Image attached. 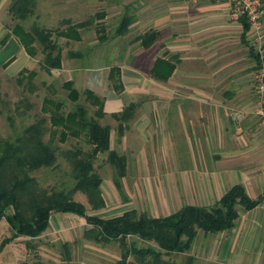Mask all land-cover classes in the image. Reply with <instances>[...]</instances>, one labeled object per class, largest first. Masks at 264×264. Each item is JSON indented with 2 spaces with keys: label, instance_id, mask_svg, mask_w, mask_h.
Listing matches in <instances>:
<instances>
[{
  "label": "crops",
  "instance_id": "crops-1",
  "mask_svg": "<svg viewBox=\"0 0 264 264\" xmlns=\"http://www.w3.org/2000/svg\"><path fill=\"white\" fill-rule=\"evenodd\" d=\"M11 1L0 0V55L11 51L5 59L0 56V67L10 68L20 59L22 63L12 73L18 74L34 55L24 49L13 32L15 24H23L10 14ZM54 1L83 5L82 0ZM229 6L222 0L124 1L123 8L130 9L133 16L128 32L122 36L131 39L125 53L128 46L139 45L133 52L132 64L95 69L66 67L65 80L101 98L104 116H110L112 121L104 124L110 127V149L125 157L127 174L134 172L135 195H124L126 207L122 212L96 216L110 218L136 209L162 218L186 205L212 206L237 184L251 199L264 195V126L255 116L250 82L254 51L248 30L243 34L241 20L229 19ZM46 18L34 11L31 24ZM75 22L78 20L72 23ZM147 31L156 36L145 48L140 37ZM79 55L69 52L71 60ZM61 56V68L55 71L64 68L62 51ZM157 60L163 63L156 64V74L165 78L152 73ZM111 67L118 71L113 74ZM131 103V118L124 121L112 117V113ZM232 113H241V119L235 120ZM100 177L108 204L104 189L108 183ZM125 178L126 174L122 179ZM111 186L116 189L113 177ZM137 195L141 210L136 205L128 206ZM237 210L234 225L226 230L212 233L197 229L189 248L198 253L192 255L197 257L193 264H264V199L251 209L237 205ZM2 222L9 227L2 219L0 228ZM8 236L9 232L5 235L1 229L0 243ZM20 237L2 246L0 264H26L23 254L36 246L30 245L31 238L26 236L23 237L28 241L16 243Z\"/></svg>",
  "mask_w": 264,
  "mask_h": 264
},
{
  "label": "trees",
  "instance_id": "trees-1",
  "mask_svg": "<svg viewBox=\"0 0 264 264\" xmlns=\"http://www.w3.org/2000/svg\"><path fill=\"white\" fill-rule=\"evenodd\" d=\"M37 1L12 0L9 6L10 14L15 19L25 20L34 15ZM105 16L103 10L94 15V18H99L95 22V29L100 40L105 39L106 27L103 21ZM94 18L75 23L65 19L62 21L66 24L64 29H49L39 25L37 21L26 29L17 23L13 27V32L27 52H34V43L40 45L44 55L41 68L50 72L52 69L61 68L62 64L61 49L53 36L79 40L80 30L92 24ZM240 20L245 34L249 28L248 22L244 17ZM132 21L133 16L125 11L115 28V35L124 36ZM155 36L156 33L153 31L145 32L140 37V44L148 48ZM254 57L256 58L255 53ZM158 63H163V60L155 62L152 73L159 78H165L166 75L156 74ZM111 71L114 74L118 68L111 67ZM35 75L36 72L23 68L15 80L21 84L24 79L30 81ZM62 87L67 91V98L75 103L73 110L64 112L61 101L44 97L41 106L43 115L24 126L14 137L0 139V220L5 219L10 227V236L1 241L0 249L19 236L31 239L40 236L49 227V219L53 213H71L84 218L86 224L90 226L84 232L86 239L103 244L118 243L120 257L114 264H193L192 255H187L182 262L177 263L163 259L162 254L186 252L195 238L197 229L212 233L226 230L234 225L238 216L237 205L251 209L264 199V195L256 199L249 198L244 187L237 184L212 206L186 205L162 218L148 216L136 209L126 210L121 215L110 218L87 214L85 206L73 196L78 191L82 192L92 210L105 207L101 191L102 179L94 167L97 156L106 153V162L115 170L113 183L122 196L124 194L121 179L126 174V159L110 149V127L89 117L85 106L77 103L81 95H84V99L96 107L94 115L102 118L105 112L101 98L90 89L78 91L71 80H65ZM3 103L0 100V114L3 111L1 108ZM29 107L26 99H20L12 112L23 115L25 112L22 109ZM133 108L134 105L131 103L122 111L112 113V117L126 121L133 116ZM44 114H48L47 117ZM6 118L12 125L14 119L10 110ZM69 137H83L91 146L89 151H83L78 146L60 150V154L70 165L72 186L43 187L33 172L41 168H55L58 144L65 142ZM132 237L154 242L158 250L152 245L139 246L136 240H130ZM129 257H132L133 261H129Z\"/></svg>",
  "mask_w": 264,
  "mask_h": 264
},
{
  "label": "rangeland",
  "instance_id": "rangeland-1",
  "mask_svg": "<svg viewBox=\"0 0 264 264\" xmlns=\"http://www.w3.org/2000/svg\"><path fill=\"white\" fill-rule=\"evenodd\" d=\"M85 1L86 0L81 1L83 3L81 7L77 5L57 3L54 0L40 1L39 9L35 10V13H40V15L47 17L45 21L43 19L38 22L39 25L44 27L51 26L52 28L64 29L66 24L62 23V21L65 19H70L71 22L76 20H86L90 17L94 18L96 12L103 10L106 14V17L104 18L106 27L104 31L105 39L100 40L98 38L99 33L95 29V22L99 18H94L92 24L81 30V39H55L64 56V68L60 71L52 69L50 72H47L41 68L44 55L38 43H35V49L33 52L34 56L30 61L31 63L25 68L28 71L36 72L35 77L30 81L24 79L23 82L19 84L15 80L18 74H12L22 63L20 59L12 63L10 68L0 67V100L4 102V107L1 106L3 111L0 114V139L14 137L24 126L33 122L36 117L43 115L41 112V106L44 97H50L55 101H61L63 103L64 112L75 108V103L67 98V91L62 87V83L66 79L67 72L65 69L67 66L95 69L103 65L126 66L132 64L133 52L134 50H137L139 45L131 46L134 49L128 46L127 52L125 53L127 43L131 39H124L120 36H116L115 28L118 25L122 14L125 11L130 13V9L123 8L124 1L129 2L133 0H88L87 5H85ZM33 18L34 15L25 20H21L20 22L26 29H29L33 24H31ZM70 51L72 53H79L80 55L75 57L78 59L71 60V57L69 56ZM10 53L11 51L8 49L7 51L2 52L0 56L2 59H5ZM254 71L255 63L253 65L250 82L254 93L255 116L261 123V118L256 113L258 98L254 87ZM73 86L80 92L83 90L74 83ZM20 99H26L30 104L29 108L22 109L25 112L23 115L16 114L14 111L12 112L15 104ZM77 103L83 104L87 110L88 116L97 120L100 124L104 125L107 122H112L109 121L110 116L107 117L106 115V117L103 116L102 118L95 116L94 111L96 107L86 101L84 95H81ZM9 110L14 119L12 125L6 118ZM44 115L47 117L48 114ZM262 126H264V124H262ZM47 138L48 135L45 136V139ZM58 146L57 166L53 169L41 168L33 172V175L39 183L46 188H69L73 184V179L70 176V165L62 157L60 150L70 149L74 146L80 147L83 151H89L91 148V146L84 141L83 137H69L65 142L59 143ZM94 167L95 171L107 180L108 188L104 184V189L107 195L108 204L105 203V207L102 209L92 210L82 192H76L73 198L78 202L84 203L86 212L89 215L108 217L121 213L122 209L126 207L123 202L124 195L128 193L131 194L132 197L135 195L136 188L133 187L134 182L132 179L134 172L126 173V178L122 179L124 192H122V194H124L122 196L115 188L112 189L111 181L115 170L113 166L106 162V153H100L97 156L94 161ZM140 200L141 199H139V196L137 195L134 199L132 198L131 201H133V203L128 206H138ZM139 206L138 210H141ZM52 215V220L48 229L44 232V235L30 240V245L36 246V249H27V252L23 254L26 264H114V262L120 257V247L118 243H96L84 237V230L90 226L85 223L83 218L75 215L65 216L57 212ZM1 229H3L5 235H8V232L10 234V229L5 222H2L0 232ZM28 240L29 238L22 236L16 241V243L21 244ZM130 240H136L139 246L152 245L158 250L154 242L137 240L136 237H132ZM196 254L198 255V253L191 250L186 251L185 253H163L162 258L180 263L187 255ZM194 259H197V257H194ZM129 261H133L132 257H129Z\"/></svg>",
  "mask_w": 264,
  "mask_h": 264
},
{
  "label": "built area",
  "instance_id": "built-area-1",
  "mask_svg": "<svg viewBox=\"0 0 264 264\" xmlns=\"http://www.w3.org/2000/svg\"><path fill=\"white\" fill-rule=\"evenodd\" d=\"M229 3V19L240 20L245 18L248 22V39L255 58V71L253 79L257 93L256 113L264 124V0H222ZM235 119L242 117L241 113H234Z\"/></svg>",
  "mask_w": 264,
  "mask_h": 264
}]
</instances>
